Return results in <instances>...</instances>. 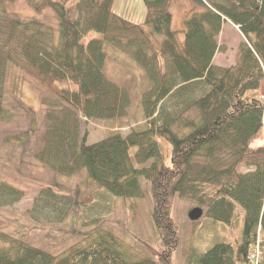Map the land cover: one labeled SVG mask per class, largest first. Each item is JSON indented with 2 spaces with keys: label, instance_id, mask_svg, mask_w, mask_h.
Listing matches in <instances>:
<instances>
[{
  "label": "trees",
  "instance_id": "1",
  "mask_svg": "<svg viewBox=\"0 0 264 264\" xmlns=\"http://www.w3.org/2000/svg\"><path fill=\"white\" fill-rule=\"evenodd\" d=\"M12 1L0 0V123L10 120L4 87L12 66L55 96L40 101L42 147L34 153L40 167L66 178L84 170L87 186L122 200L131 215L147 195L161 248L134 256L97 228L53 254L0 232V264H174L176 197L206 206L204 218L229 230L185 264H264V142L253 147L264 138V0H191L196 10L184 21L183 42L171 29V0H141L139 22L117 14L115 0H26L36 13L51 9L56 27L9 16L3 6ZM224 23L244 39L227 69L212 65ZM105 45L142 70L146 86L138 101L146 127L87 144L89 121L122 118L131 106L129 92L106 76ZM31 132L3 143L20 148ZM22 197L0 180V207Z\"/></svg>",
  "mask_w": 264,
  "mask_h": 264
},
{
  "label": "rangeland",
  "instance_id": "2",
  "mask_svg": "<svg viewBox=\"0 0 264 264\" xmlns=\"http://www.w3.org/2000/svg\"><path fill=\"white\" fill-rule=\"evenodd\" d=\"M3 8L9 16L22 21L37 19L52 27L58 24L51 9L36 13L28 7L26 0L5 3ZM113 10L135 22L143 21L145 17V7L141 0H115ZM195 10L191 0H171V29L176 32L179 42H183L184 38V21ZM92 35L89 34L87 38ZM243 41L242 35L233 25L224 23L216 37L219 50L213 57L212 65L226 69L234 67L238 45ZM104 49L106 76L129 92L131 106L128 114L122 118L89 121L87 144L114 134L126 136L131 131H142L146 127L138 101L146 86L142 70L125 54L106 45ZM43 97L55 98L50 91L20 70L8 66L4 108L10 113V120L0 123V180L22 191L23 197L10 207H0V232L16 238L25 237L34 247L59 254L80 241L86 233L100 228L112 232L123 241L125 249L133 255L137 254L134 256H150L152 251L161 247L151 231L148 216L150 202L147 195L135 201V210L131 215L125 210L122 200L115 199L96 186H87L84 170L66 178L44 170L37 163L34 153L42 147L43 110L40 101ZM30 129L33 131L30 133L31 137L22 147L13 148L3 143L4 138L14 137ZM263 139H256L253 147L262 145ZM162 147L163 153L167 154L169 147ZM133 151L134 149L130 152ZM166 163H169V156ZM238 171L246 170L238 168ZM142 180L140 178L144 185ZM48 200L49 207H44L43 204ZM51 205H56L54 210ZM40 207L42 210L38 211ZM195 207L202 209L203 216L198 221L191 222L187 215ZM206 211V206H200L195 201L178 197L174 199L172 217L179 236V246L172 257L174 264H185L189 254H202L229 233L223 225L205 219ZM238 223L239 219L235 221V225Z\"/></svg>",
  "mask_w": 264,
  "mask_h": 264
},
{
  "label": "water",
  "instance_id": "3",
  "mask_svg": "<svg viewBox=\"0 0 264 264\" xmlns=\"http://www.w3.org/2000/svg\"><path fill=\"white\" fill-rule=\"evenodd\" d=\"M203 216L202 209L199 207L193 208L191 211H189L187 217L191 222L198 221Z\"/></svg>",
  "mask_w": 264,
  "mask_h": 264
},
{
  "label": "built area",
  "instance_id": "4",
  "mask_svg": "<svg viewBox=\"0 0 264 264\" xmlns=\"http://www.w3.org/2000/svg\"><path fill=\"white\" fill-rule=\"evenodd\" d=\"M262 129H263V132H264V126L262 127Z\"/></svg>",
  "mask_w": 264,
  "mask_h": 264
}]
</instances>
